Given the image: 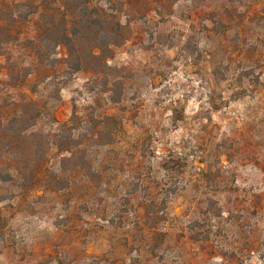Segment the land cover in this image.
Here are the masks:
<instances>
[{
    "label": "rangeland",
    "instance_id": "374dc122",
    "mask_svg": "<svg viewBox=\"0 0 264 264\" xmlns=\"http://www.w3.org/2000/svg\"><path fill=\"white\" fill-rule=\"evenodd\" d=\"M86 1L82 70L0 47V264H264V0Z\"/></svg>",
    "mask_w": 264,
    "mask_h": 264
},
{
    "label": "trees",
    "instance_id": "16d2710c",
    "mask_svg": "<svg viewBox=\"0 0 264 264\" xmlns=\"http://www.w3.org/2000/svg\"><path fill=\"white\" fill-rule=\"evenodd\" d=\"M3 3L9 12L8 16L0 17L1 49L3 50L2 47L12 41H21L26 44L38 59V62L41 63L51 60L53 65V56L56 49L60 45H65L69 50L68 62H73L74 68L80 71L83 66L81 56L75 48V43L86 40L91 30H95L96 33L88 39L90 42L89 52L92 57L97 59L101 58L102 50L110 51V45L117 44L125 39L123 32L119 29L120 22L114 16H111L105 8L90 6L86 0L81 4H76L72 12L65 11V5H63L64 11L61 15L55 14V11L58 12V9H60L59 0H13ZM34 17L37 18L35 22L37 29L34 35L14 28L15 25L24 27ZM104 34L112 38L104 39L102 36ZM106 63L103 60L102 66L106 65ZM67 125L66 122L60 124L59 131L55 133L57 138L60 137L63 140L60 133L61 130L66 131ZM69 138L73 139V137ZM61 140L56 143L58 149L71 152V146L62 145ZM67 159L69 158H63L64 161ZM0 179L6 181L4 178Z\"/></svg>",
    "mask_w": 264,
    "mask_h": 264
}]
</instances>
